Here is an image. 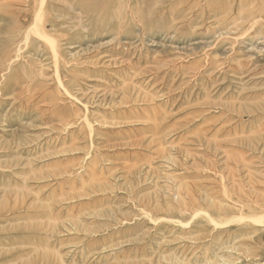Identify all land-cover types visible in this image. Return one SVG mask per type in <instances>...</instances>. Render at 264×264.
<instances>
[{"label": "rangeland", "instance_id": "obj_1", "mask_svg": "<svg viewBox=\"0 0 264 264\" xmlns=\"http://www.w3.org/2000/svg\"><path fill=\"white\" fill-rule=\"evenodd\" d=\"M0 264H264V0H0Z\"/></svg>", "mask_w": 264, "mask_h": 264}, {"label": "bare ground", "instance_id": "obj_2", "mask_svg": "<svg viewBox=\"0 0 264 264\" xmlns=\"http://www.w3.org/2000/svg\"><path fill=\"white\" fill-rule=\"evenodd\" d=\"M241 144V143H240Z\"/></svg>", "mask_w": 264, "mask_h": 264}]
</instances>
